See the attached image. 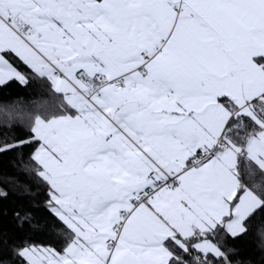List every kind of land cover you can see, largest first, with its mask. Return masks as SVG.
Returning <instances> with one entry per match:
<instances>
[{
    "label": "snow or ice",
    "instance_id": "6c2138e0",
    "mask_svg": "<svg viewBox=\"0 0 264 264\" xmlns=\"http://www.w3.org/2000/svg\"><path fill=\"white\" fill-rule=\"evenodd\" d=\"M0 264H264V0H0Z\"/></svg>",
    "mask_w": 264,
    "mask_h": 264
},
{
    "label": "trees",
    "instance_id": "16d2710c",
    "mask_svg": "<svg viewBox=\"0 0 264 264\" xmlns=\"http://www.w3.org/2000/svg\"><path fill=\"white\" fill-rule=\"evenodd\" d=\"M4 97H0V103H2L4 101Z\"/></svg>",
    "mask_w": 264,
    "mask_h": 264
}]
</instances>
